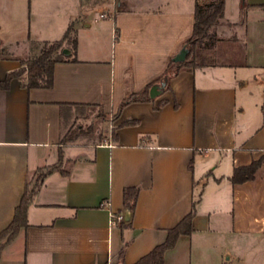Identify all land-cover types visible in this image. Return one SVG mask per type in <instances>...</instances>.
I'll return each mask as SVG.
<instances>
[{"label": "crops", "instance_id": "obj_1", "mask_svg": "<svg viewBox=\"0 0 264 264\" xmlns=\"http://www.w3.org/2000/svg\"><path fill=\"white\" fill-rule=\"evenodd\" d=\"M34 1L0 0V30L7 26L21 36L0 35V80L67 29L61 24L59 36L30 43L27 5ZM48 1L40 0L54 7L63 2ZM86 1L91 7L66 0L81 8L77 43L67 60L55 63L51 87L27 88L14 78L0 90V231L13 218L26 177L59 161L62 120L69 116L67 108L61 116L62 103L117 113L127 95L165 73L191 36L195 3L211 0ZM225 1L220 24L224 36L243 41V64L183 70L152 100L129 102L113 119L116 138H104L112 146L105 140L63 145L69 173L44 178L28 207V225L5 245L0 264H132L163 242L193 203V231L165 251L164 264L264 260V164L251 180L229 179L234 167L264 154V0ZM71 11L68 19L76 17ZM57 15L51 9L47 22L69 21ZM255 107L262 117L257 129L244 117ZM128 186L139 188L132 210L123 200ZM109 210L123 213L124 222L110 227Z\"/></svg>", "mask_w": 264, "mask_h": 264}, {"label": "trees", "instance_id": "obj_2", "mask_svg": "<svg viewBox=\"0 0 264 264\" xmlns=\"http://www.w3.org/2000/svg\"><path fill=\"white\" fill-rule=\"evenodd\" d=\"M225 0H211L208 3H195L194 21L191 36L183 43L187 49L185 58L181 61L170 60L164 74H169V79L183 70H193L208 65L221 64L228 66H238L243 64L244 43L239 36L221 37L217 33V26L221 23L225 15ZM68 38V32H65L61 39L54 41H44L39 53L32 59H20L21 66L15 70L9 71L5 77L0 80V90L8 89L10 81L14 78L23 82L27 88H48L53 83V70L57 62L67 60L71 54H65L62 44ZM77 40L74 37L72 48L76 46ZM163 74V75H164ZM162 77V76H161ZM160 77V78H161ZM159 78V79H160ZM158 79V80H159ZM152 84L146 86L139 93L127 95L121 103L118 112L123 106L133 101H150L149 88ZM169 88L167 84L166 89ZM62 113L64 108L68 109V117L63 118L61 133L59 137V161L52 166H43L37 168L25 179L24 190L19 203L14 209L13 218L10 223L0 231V256L3 248L19 232L21 228L28 225L27 210L37 189L43 183L44 178L51 172L58 170L63 174L69 173L70 160L63 161L62 146L72 143L82 142L85 136H89L91 144H99L105 140L98 133V142H95L93 133L97 129L94 123L82 124L75 123L79 119H87L90 110H96V124L108 120V114L104 112L102 106L88 103H62ZM118 112L113 115L117 117ZM64 117V116H63ZM72 119L74 122L69 123ZM113 129V128H112ZM110 131L112 138H116L114 129ZM84 144H88L85 142ZM264 164V154L251 160L248 164L234 167L229 179L232 183H242L253 179L255 170ZM32 184V185H31ZM31 185V186H30ZM139 188L128 186L123 189L124 204L131 210L134 208ZM195 215V203L192 204L191 210L185 214L173 227L167 229L165 240L141 256L132 264H164V253L167 249L172 248L177 238L182 234H191L193 231L192 221Z\"/></svg>", "mask_w": 264, "mask_h": 264}, {"label": "rangeland", "instance_id": "obj_3", "mask_svg": "<svg viewBox=\"0 0 264 264\" xmlns=\"http://www.w3.org/2000/svg\"><path fill=\"white\" fill-rule=\"evenodd\" d=\"M43 1L49 2L48 0H42V2ZM85 1L86 0H83V1L81 0L82 6L85 8L91 7L90 3L87 4L86 3L87 1L86 2ZM42 2H40V0H35L34 3L31 2L30 4L27 5V10H30V12L32 13V15H31V19H32L31 20V32L29 34L30 35L29 38L31 40L30 43H32L35 39L43 40V39L53 38V37L59 36V33L56 31L57 27L61 24H64L65 26L67 24V29L65 32H68V38L62 44V47L64 50L63 52L67 55L68 53L66 51H69L72 48V41L75 37V32H76L75 27L79 25L78 20H77V16H78L77 14H79V12H81V8L78 5L77 6L75 5L76 7L72 6V8H71L70 5L66 4V0H63L62 4L58 5L57 7L51 6L50 3H42ZM139 3H141V2H139ZM51 9H54L56 12L58 11L57 16H61L63 14L64 19L69 20V21L68 22L65 20L62 21L61 18H59V20L57 22H52V23L47 22V17H48V14H49ZM71 9L73 11H71ZM102 9H104V7L100 8L99 11ZM68 10H70L71 13L75 12L76 17H73V18L69 17L71 19H68V17H66ZM74 10H76V11H74ZM233 13L234 12L232 11V7L228 8L226 10V17H227L226 21L228 22L227 26L229 25V20H231L233 18ZM222 23L225 25V22H222ZM229 28H230V26H229ZM216 30H217V33H219V35L221 37H231V35L224 36L226 33L225 31H227V29L225 26H221V24L217 26ZM0 35L7 37V38L17 36L16 40H19V41L21 40L20 39L21 36L19 35V33L12 32V29L8 30L7 26H3L1 28ZM23 49H24V47L22 45H19L16 52L21 53L23 51ZM25 49L28 50L29 45H27V47ZM25 57H23V58H25ZM33 57L34 56H31L28 58L32 59ZM87 113H88L87 119L84 120L81 118V119L77 120L75 123H82V124L94 123V126L96 127L95 129H97L96 132L93 133L95 142H98L97 137H98L99 132H101V136L104 138L106 136V134L110 133L112 128L114 129V127H113V124H114L113 123V115H108V120L101 122L100 125H97L96 124V122L98 121L97 120L98 118H96L97 111L96 110H90ZM246 115H247V117H246ZM244 117H245V120L251 119L252 121H254L253 129L254 128L257 129L261 125L262 117H261V112L259 111L258 107L251 108L249 111L247 110V112H245ZM72 122H74V121L72 119H70L69 123H72ZM263 134H264V130H262L260 132V136H263ZM85 142H88V144H91V140L89 139V136H85L82 139V142L79 141L78 143H72V144H68V145L84 144ZM260 264H264V260L261 259Z\"/></svg>", "mask_w": 264, "mask_h": 264}, {"label": "water", "instance_id": "obj_4", "mask_svg": "<svg viewBox=\"0 0 264 264\" xmlns=\"http://www.w3.org/2000/svg\"><path fill=\"white\" fill-rule=\"evenodd\" d=\"M187 54V49H185V47H182L180 49V51L173 57L174 61H181L185 58ZM168 78H169V74L166 73L164 75H162V77L154 82L150 88H149V96L151 98H155L158 95H160L167 87L168 84Z\"/></svg>", "mask_w": 264, "mask_h": 264}, {"label": "built area", "instance_id": "obj_5", "mask_svg": "<svg viewBox=\"0 0 264 264\" xmlns=\"http://www.w3.org/2000/svg\"><path fill=\"white\" fill-rule=\"evenodd\" d=\"M105 14H100V17L103 18L105 17ZM106 139L104 142L108 145V146H112L111 141ZM102 205H108L107 201H104L102 203ZM108 219H109V226L110 227H114L117 226L118 224L124 222V214L121 212H114L109 210L108 212Z\"/></svg>", "mask_w": 264, "mask_h": 264}]
</instances>
